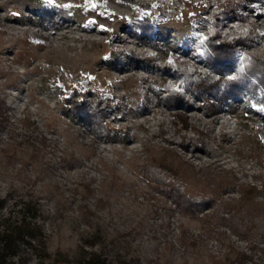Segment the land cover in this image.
<instances>
[{"label":"rangeland","instance_id":"1","mask_svg":"<svg viewBox=\"0 0 264 264\" xmlns=\"http://www.w3.org/2000/svg\"><path fill=\"white\" fill-rule=\"evenodd\" d=\"M136 1L152 18L168 15L152 36L132 33L138 10L120 0H0V196L35 193L48 250L74 260L98 239L90 250L128 264H264L262 98L246 89L215 118L184 103L190 125L178 129L150 92L179 85L174 57L209 70L200 44L213 34L237 44L239 60L264 59V0ZM72 92L89 104L99 97L115 137L87 127L66 100ZM199 136L208 151L195 147ZM161 154L177 177L148 182L138 165ZM218 184L216 198L238 208L232 225L208 215L220 212L216 202L204 216L174 200L178 188L197 198Z\"/></svg>","mask_w":264,"mask_h":264},{"label":"trees","instance_id":"2","mask_svg":"<svg viewBox=\"0 0 264 264\" xmlns=\"http://www.w3.org/2000/svg\"><path fill=\"white\" fill-rule=\"evenodd\" d=\"M122 3L133 4L138 10V17L135 25L131 27L132 33L139 37L140 35L152 36L157 29L159 21L166 20L168 15L164 11H158L154 18L150 17L148 10L152 8L149 3L141 4L136 0H120ZM45 13L57 12L63 18H70L67 12L57 7H45L42 9ZM216 34L207 38L200 44L202 48V57L208 65L209 70L199 72L196 65H186L184 62H178L174 57L171 68L175 69L180 77L179 85L171 82H164L162 87H151L152 102L158 97L162 105L171 111L169 114L170 122L178 126V129H187L189 127L188 117L180 111L185 103L188 107L201 106L203 112L208 117H217L222 114L224 108L230 104V100L237 97H246L244 90L250 89L262 98L264 106V59L244 54L242 59H238V51L235 47L237 44L220 41ZM247 47L251 45L245 44ZM130 57L137 58L138 55L127 52ZM236 74H232L233 71ZM205 91V92H204ZM206 92L211 96L207 97ZM58 95L61 93L57 91ZM156 98H155V97ZM72 105V110L84 120L87 127L93 124L96 134H101L105 138L116 136L115 129L107 125L104 120V112L99 109L101 101L89 104L85 98L76 99L75 93L72 92L66 98ZM124 116L127 105L124 104L123 98L117 103ZM109 107V106H106ZM3 115V107L0 102V122ZM200 133L198 130H196ZM199 135H202L201 133ZM202 136L198 139H191L196 148L208 151V146L203 142ZM125 138L128 136L125 133ZM34 158V155H32ZM65 159L63 157V161ZM139 170L148 182H166L167 176L177 177V170L174 165L167 161L166 154H161L158 159L148 157L138 165ZM178 188V195L174 200L183 209L189 210L192 214H205V210L212 203H217L219 211L208 214L211 218L217 217L218 223H228L232 225V215L238 209L236 205L222 203L216 198L217 190L222 189L220 184L213 189H209L204 195L197 198H189L182 194ZM254 189V188H253ZM89 190V189H88ZM172 189H168L171 194ZM238 203H244L248 206L249 202L244 197H240ZM253 204V203H251ZM40 198L32 191L17 196L9 193L6 196H0V264H30L34 260L36 264H128L126 260L115 262L108 259L103 251L90 250L98 242L97 240L85 239L78 260L68 256H60L62 253L53 254L48 250V236L41 223L42 209ZM252 209L249 214L254 212ZM225 217L224 214H229ZM234 216V215H233ZM235 232L242 234L241 230L235 225ZM244 233V232H243ZM90 250V251H89ZM243 254V253H242ZM66 255V254H65ZM245 258L246 255H238ZM216 264H221L216 262ZM231 264H238L232 261Z\"/></svg>","mask_w":264,"mask_h":264},{"label":"bare ground","instance_id":"3","mask_svg":"<svg viewBox=\"0 0 264 264\" xmlns=\"http://www.w3.org/2000/svg\"><path fill=\"white\" fill-rule=\"evenodd\" d=\"M260 13H261V12H260ZM257 16H259V17H260V16H261V14H257Z\"/></svg>","mask_w":264,"mask_h":264}]
</instances>
